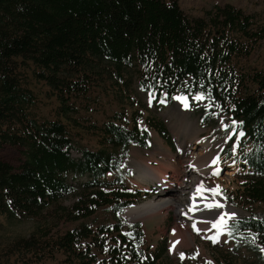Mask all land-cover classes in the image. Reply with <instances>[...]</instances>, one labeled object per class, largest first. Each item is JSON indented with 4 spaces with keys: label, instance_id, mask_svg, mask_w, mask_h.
<instances>
[{
    "label": "trees",
    "instance_id": "1",
    "mask_svg": "<svg viewBox=\"0 0 264 264\" xmlns=\"http://www.w3.org/2000/svg\"><path fill=\"white\" fill-rule=\"evenodd\" d=\"M254 18L230 3L190 16L178 0H0V146H18L22 154L16 167L0 159V214L41 221L7 250L0 248V264H168L162 260L165 240L140 248V225L118 221L138 192L105 190L102 181L120 168L131 143L147 145V132L103 122L97 128L101 146L74 157L66 123L32 113L34 82L55 94L60 115L92 81L128 87L135 78L156 99L170 101L211 90L214 103L206 112L229 115L250 143L240 162L252 174L238 201L264 204V71L242 62L264 40V25ZM153 128L167 135L162 122ZM69 175L87 176L81 186L94 193L64 204L73 190ZM104 205L116 220L85 221ZM51 212L76 224L51 231ZM240 230L250 231L264 249V214L231 224L232 233ZM245 264H264V256Z\"/></svg>",
    "mask_w": 264,
    "mask_h": 264
},
{
    "label": "rangeland",
    "instance_id": "2",
    "mask_svg": "<svg viewBox=\"0 0 264 264\" xmlns=\"http://www.w3.org/2000/svg\"><path fill=\"white\" fill-rule=\"evenodd\" d=\"M230 3L244 12L254 15V20L261 26L264 25V0H178L180 8L190 16H203L205 10L215 4ZM248 68H255L264 71V40L259 42L250 55L242 60ZM90 88L83 96H71L68 104L70 110L67 115H60V104L54 93L43 83L34 82L31 88L36 96L35 106L32 113L40 120L60 119L70 128V134L73 139L74 147L71 149V155L78 157L83 148L97 149L101 146L97 128L103 122L114 121L125 127H133L147 132L149 140L145 147L131 143L124 157L121 160L120 168L117 171L108 172L103 178L105 190L122 189L124 191H136L138 197H135L122 211L117 215L118 221L128 223H138L143 231V238L140 248L149 245L154 249L161 241H166V252L163 261L168 264H220V262L230 264H245L255 260H262L264 251H261L262 245L258 240L254 243L249 241L252 234L248 230H240L232 233L231 224L241 218L252 215L260 217L264 214V204L238 201V190L242 182L251 176L252 171L240 162L241 152L250 150V143H246L244 137L237 140L233 134L231 139L223 124L229 125L228 132L232 131V122L235 121L229 115L220 112L205 110L204 101H195L189 99V106L185 107L177 101L183 96L175 95L173 100L159 98L156 99L148 91L139 87L137 79H133L128 87L125 84L105 83L99 85L92 81ZM188 100V99H186ZM215 113V115H212ZM162 122L166 136H162L155 128L154 123ZM187 126L190 128L187 132ZM195 129V130H194ZM173 130L180 133V141L184 144L193 142V138H198L196 148L201 150L202 143L207 144L208 152L204 153L207 157L203 166L206 168L203 175L207 181V187L216 188L219 185V193L224 197L228 205L234 208L236 217L228 220L220 231L221 235L216 243H213L209 237H215L217 229L210 228L204 230L197 223L198 230H192L188 235L185 234L183 240L193 239L192 243H176L175 239L178 232H184L188 229L181 222V218L174 209L159 210L151 217L139 220H129L125 215L128 209L143 204L144 202L154 201L163 190H167V195L177 196L178 193L171 188L174 184V172L167 170L160 159L164 156L165 161L169 158H176L179 152L178 140L173 134ZM194 130V131H193ZM238 130V128H237ZM160 149L156 155L152 156L150 151ZM167 150L169 154L164 151ZM21 148L15 145L0 146V159L5 160L13 166H18L21 160ZM218 159V168L220 175L213 176L209 171V161ZM164 161V162H165ZM235 161V162H234ZM141 164V166L139 165ZM217 167V166H216ZM151 168L159 173L160 170L166 173L165 186L153 182L151 179L142 180L140 176ZM231 172L230 176L225 175ZM73 190L66 197L64 204L70 205L78 197L87 196L94 193L91 188L81 186L88 181L87 176L75 177L68 176ZM172 184V185H171ZM169 188V189H168ZM208 188V189H213ZM189 190L181 194L185 203L189 196ZM213 193V192H212ZM216 195V194H215ZM234 199H231V198ZM201 201L197 199L191 203ZM224 201V202H225ZM216 201H212L214 205ZM226 204V203H225ZM226 204V206H228ZM117 218L114 210L107 205L98 208L86 222L96 226L98 224H109ZM48 229L51 231H62L72 227L75 222H63L58 215L51 212L48 217ZM41 221L35 218L7 217L0 214V248L1 252L7 250L12 240L28 235ZM189 231V230H188ZM231 231L232 235L228 233ZM185 233V232H184ZM175 244V247L173 245ZM181 253L184 258L181 259ZM61 257V256H60ZM195 257V258H193Z\"/></svg>",
    "mask_w": 264,
    "mask_h": 264
},
{
    "label": "bare ground",
    "instance_id": "3",
    "mask_svg": "<svg viewBox=\"0 0 264 264\" xmlns=\"http://www.w3.org/2000/svg\"><path fill=\"white\" fill-rule=\"evenodd\" d=\"M184 98H179L177 101H180L181 105L183 104L185 106V103H187L189 106V100H185ZM186 129L189 133L190 128L187 126ZM173 134L179 142V152L177 157L169 158L166 162L164 156L162 155L163 158L160 159V162L167 165V170L174 172L175 181L173 182V185L171 184V188L175 191V193H178V195L174 197L167 195V190H163V188H161L162 190L156 200L144 202L143 204H139L128 209L125 216L129 220H139L146 217H151L159 210L167 211L174 209L177 212L179 218H181L183 225H185L189 230L184 231L185 233L178 232L175 239L183 244H187L188 240H183L182 237H184L185 234L188 235L190 231L194 230L193 225L196 226L197 230V223H200V226L203 227L204 230L213 228V223L219 220L222 213L231 214L234 212V208L227 204L224 197L220 193L218 195L213 194L210 189H208L213 188L212 185L211 187H207L208 183L204 180L203 175L206 168L203 166V163L208 157L204 154L208 152L207 144L202 143V145H200L201 150H198L195 143L197 142L198 138H193L194 140L190 144H184L182 141H180V133L173 130ZM160 151V149H153L150 151V154L154 156ZM164 152L169 154L167 150ZM211 161L212 159L209 161L208 169L212 173L218 167V165H211ZM139 165L141 166V164ZM155 171L156 170L148 168L145 173L140 176V179H151L153 182L165 186L166 184L164 183V180H166V170L164 172L160 170L159 173H156ZM231 174L232 173L229 171L225 173L227 176H230ZM200 185H203V189L201 192L197 193L196 189ZM187 190L190 191L189 196L186 198V201H184L185 203H182L184 199L181 197V194L186 193ZM197 199H200L201 201L198 200V202L194 203L189 202V200L193 202ZM212 201H216L214 202L215 204L219 203L223 205V207H211ZM225 203L228 206H226ZM189 209H191V211H189ZM225 219L227 221L230 220L227 216ZM188 242L192 243L193 239L189 237Z\"/></svg>",
    "mask_w": 264,
    "mask_h": 264
},
{
    "label": "snow or ice",
    "instance_id": "4",
    "mask_svg": "<svg viewBox=\"0 0 264 264\" xmlns=\"http://www.w3.org/2000/svg\"><path fill=\"white\" fill-rule=\"evenodd\" d=\"M201 87L203 88V85H201ZM184 99L186 100L187 98L185 97ZM193 99H194L195 101H204V100L207 99L209 102H208L207 104H205V107H206V108H210V107H212V106H213V103H214V102L212 101V98H211V90H209L207 94H205L204 92L197 93V94H195V95L193 96ZM216 106L218 107V105H216ZM185 107H188V104H187V103H185ZM212 115H215V113H212ZM232 125H233V126H236V125H237V122H236V121H233V122H232ZM222 126L224 127V129H225V131H226V134L228 135V139H231L233 134L236 135L237 140H239L240 138L244 137V135H245V133H244L243 131H238L236 127H233V128H232V131L229 133V132H228L229 125H227V124H223V122H222ZM218 159H219L218 157H217V158H214V159L211 161V165H217V163H218ZM234 162H235V161H234ZM220 173H221V170L217 167V168L212 172V175H213V176H218V175H220ZM202 189H203V185L198 186V188L196 189L197 193L201 192ZM218 190H219V185H217L216 188L210 189V191L213 192V194H216V195L219 194V191H218ZM211 207L222 208L223 205L217 203V204H215V205H212ZM189 211H191V209H189ZM226 216H227L229 219H233V218L236 217V214H235V213H231V214H229V213H222V214L220 215L219 220H217L215 223H213L212 227H213L214 229H217L216 236H215V237H209V239H212L213 243H216V242L218 241V239H219V237H220V235H221V231H220V230H221L225 225H227V222H228V221L225 219ZM193 229H194V230H197L195 225H193ZM127 235L130 236L131 234L129 233V234H127ZM228 235H229V236L232 235L231 231H229ZM255 239H256V237L253 236L249 242H250V243H254V242H255ZM176 243H179V242L177 241ZM173 247H175V244L173 245ZM106 250H107V249H106ZM261 251H264V249H261ZM183 258H184V254L181 253V259H183ZM193 258H195V257H193ZM208 264H211V262H208Z\"/></svg>",
    "mask_w": 264,
    "mask_h": 264
}]
</instances>
